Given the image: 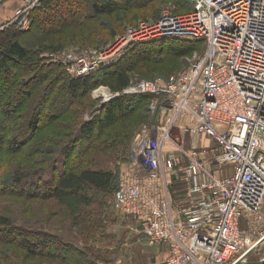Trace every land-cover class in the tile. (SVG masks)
Instances as JSON below:
<instances>
[{"label":"built area","instance_id":"1","mask_svg":"<svg viewBox=\"0 0 264 264\" xmlns=\"http://www.w3.org/2000/svg\"><path fill=\"white\" fill-rule=\"evenodd\" d=\"M189 1L190 11L131 27L113 48L58 60L83 76L131 45L176 36L205 43L178 73L118 91L100 85L96 95L100 106L152 95L155 124L134 143L141 168L119 183L117 210L136 219L151 244L167 247L161 264H233L264 244V0ZM41 2L21 0L0 28L25 29Z\"/></svg>","mask_w":264,"mask_h":264},{"label":"rangeland","instance_id":"2","mask_svg":"<svg viewBox=\"0 0 264 264\" xmlns=\"http://www.w3.org/2000/svg\"><path fill=\"white\" fill-rule=\"evenodd\" d=\"M64 2L67 3V0H64ZM70 3L72 7L69 6L67 18H64L65 21H63L64 19L55 18L49 23L34 25L31 30L21 34V37L22 41H31V45H34L37 49L41 48L40 45L53 43L55 46L41 51L42 56L45 57L44 61L54 63L62 69L64 67L68 74L75 76L78 75L71 72L75 68L73 63L58 60L63 54H93L113 48L117 40L125 35L129 28H137L142 22L156 23L166 11L177 15L183 14L189 11L192 6L189 0H135L132 6L121 4L111 15H96L92 13L93 15L89 16L88 10L85 8L86 6L89 9L86 2L80 3L78 0H71ZM2 7L4 8V4ZM33 10L30 14H32ZM0 12L5 15L0 16V24L6 23L14 15L10 9ZM34 13L38 14L36 10ZM82 14L86 18L81 19V22L77 23L75 17L79 18ZM66 22L77 24L63 25ZM53 24H55L54 29L47 26H53ZM31 25L32 18L29 25L23 30L30 29ZM61 25L63 27L57 32H47V28L53 31L57 26ZM114 28L116 29L115 31H113ZM113 32L117 33L113 34ZM40 36L43 38H40ZM161 40L162 42L158 41L162 45L153 48L152 58H145L144 53L145 49L151 47L155 42H151L152 44H148V42L142 46L140 44L131 45V48L126 49V54L133 49L129 55H132V60L137 61L133 66V70L130 71V85L132 82L142 79H165L172 74L178 73L189 67L198 56H201L206 47L204 42H196L197 40L187 37L176 36ZM167 41L170 42L165 43ZM171 41H176L177 43H172ZM174 44H177V46L192 45L193 49L188 54L180 56L169 49ZM127 64L133 65L129 62ZM100 67L98 65L86 74L90 72L96 73ZM3 82L5 80H1L0 83ZM100 85L108 86L104 83L95 85L86 94L77 96L74 103L70 105L79 106L82 101L83 103L91 104L85 107L80 117H76L77 123L86 121L92 117V113L95 111L98 113L99 108L102 110L104 104L108 103L104 102L100 106L101 100L96 95L98 88L102 87ZM20 96V94L13 95L11 98L12 105L7 106L6 113L13 110V104L19 100ZM67 97H69L68 93L64 91V101ZM143 100L141 98L138 108L133 109L126 118L120 119L119 123L106 129L107 133L109 131L113 132L108 145L101 142L103 137H106V132L103 134L102 139L99 137L95 140L97 145L87 150L81 167L88 166L112 170L116 174L117 185L122 179L126 178V175L134 174L136 171L134 168L137 166L141 168L142 159L136 155L134 143L138 141L139 134L145 126L149 125L150 122L155 124L156 120L153 119L149 111L144 110L145 105H142L144 102L147 104L150 101ZM64 101L60 102L58 106H65ZM39 110L40 108H37V111ZM70 111L67 113L73 115ZM69 118L63 116L60 120ZM59 124L61 123L55 122V124L49 125V127L42 130L40 135L34 137L32 142L36 143L37 139H42L44 143L49 144L53 137L58 136L55 130H57ZM3 135H6L5 129L0 127V145L6 142L1 140ZM66 140L68 141L69 137ZM4 146H7V144ZM20 149L22 150L20 151ZM23 149L24 147L21 146L19 148L20 152L0 154V156L6 158L8 163H3L4 165L2 166L3 159L2 161L0 159V219L1 217L9 218L13 224V229L0 225V264H161V254L164 253L165 248L167 250V247L163 243L151 244L142 233L139 222L117 210L114 191L108 195L101 193V197L96 196L93 199V203L87 207L88 209L84 212L82 211L77 218L70 214L67 207L57 204L52 196H36L37 190L40 193L44 191L42 187L44 186L43 181L49 183V176L54 178L59 174L55 171L62 168L63 158L59 160L56 169L51 170L48 174L44 173L40 178L38 177L39 175L28 176L26 175L27 170H35L45 160L41 161L43 155L38 154L35 156L34 161H30V157L27 158L25 155H21L23 154ZM48 155L46 154L45 157ZM42 170L43 168L37 169L39 174H41L40 171ZM22 177L25 179L23 178L19 182L18 179ZM24 236H27L26 240L31 245L36 246L50 241V246L45 248V252L58 253L65 255L67 258L61 260L59 257L53 258L45 254L33 256L34 250H30V247L29 249L25 248V246H21L14 240V238L19 240L24 238ZM5 238L6 240H4ZM61 242L73 244L74 250L71 248L67 249L68 247ZM75 249L77 252H75ZM259 249L261 251L254 256L255 251ZM81 250L84 251L83 254L80 252ZM263 254L264 244L255 249L248 256V259L249 257L257 259Z\"/></svg>","mask_w":264,"mask_h":264},{"label":"trees","instance_id":"3","mask_svg":"<svg viewBox=\"0 0 264 264\" xmlns=\"http://www.w3.org/2000/svg\"><path fill=\"white\" fill-rule=\"evenodd\" d=\"M78 1L80 3H87L89 9L86 6L85 8L88 10L87 13L89 16H92V13L96 15H111L121 4L132 6L135 3V0ZM70 2L71 0H67V3H65L64 0H42L41 4L36 7L31 14L32 25L30 29L21 30L17 29L14 25H7L3 29H0V82L1 80H5V82L0 83V127H3L6 132V135H3L1 140H5V144H7V146H4L5 144L0 145V147H2V149H0V154L5 155L18 152L19 148L22 146L24 149L21 155H25L27 158L30 157V161H34L35 156L38 154L43 155L41 161H45L41 163L42 165L36 167L35 170L29 169L26 173L28 176L39 175V178L44 173L48 174L51 170L56 169L59 160L63 158L62 168L55 171L59 174L54 178L48 175L49 183L43 181L44 186L42 187L44 191L40 193L38 192L39 190H37L36 196H52L57 204L67 207L70 214L73 215L74 218H77L82 211L84 212L88 209L87 207L93 203V199L96 196L101 197V193L108 195L113 191L115 194L119 185L116 183V174L112 170L88 166L81 167L87 150L97 145L95 140L99 137L102 139L103 134H105V132L107 133L106 129L116 125L120 122V119L126 118L133 109L138 108L137 106L141 98L142 100L144 99L143 101H151L152 95L124 94L104 104L102 110L86 121L77 123L76 117H80L85 107L91 105L86 102L83 103L82 101L79 106H70L74 103L77 96L86 94L93 86L100 83L108 85L114 91L126 88L131 82L130 71L133 70V66L137 61L132 60V55H129L133 51V49H131L127 54L125 52L123 56L118 58L116 62L101 66L96 73L90 72L83 76H75L68 74L64 67L62 69L54 63L44 61L45 57L42 56L41 51L55 46L53 43L40 45L41 48L37 49L34 45H31V41H22L21 34L31 30L34 25L38 26L49 23V21L55 18L66 19L69 6L72 7ZM82 7L84 6L82 5ZM35 10L38 14L34 13ZM83 18H86L84 14L79 18L75 17V20L78 23L79 21L81 22ZM65 19L63 21H65ZM74 24L66 22L63 25L67 26ZM54 25L55 24H53V26H47L54 29ZM63 25L57 26L53 31L47 28V32H57ZM115 30L114 28L113 31ZM116 33L117 32H113V34ZM40 38L43 37L40 36ZM156 41L158 40L140 44V46H142L146 45L145 43H158H154L151 46L152 48L148 47L145 49V58H152V53L154 52L153 48L162 45V43H160L162 42L161 39H159L160 42ZM169 42L170 41H167L165 43ZM171 42L175 43L176 41ZM196 42L203 43L202 40H197ZM169 49L173 53L181 56L192 51L193 46L188 44L177 46V44H174L169 47ZM153 59L155 58L153 57ZM128 62L133 65L127 64ZM64 91H66L69 96L65 101L63 99ZM17 94L21 95L19 100L13 104V110L6 113L7 106L12 105L11 98L13 95ZM62 101H64L65 106H58ZM142 105H145L144 110L150 113V103L146 104L144 102ZM37 108H40V110L37 111ZM69 111L73 115L68 114L67 112ZM63 116L70 118L60 120ZM55 122L61 123L58 125L59 127H57V130L54 129L58 136L53 137L49 144L44 143L42 139H37L36 143L32 142V140H34L33 138L40 135L43 129H46L49 125L55 124ZM111 135H113V132L109 131L101 142L108 145ZM67 137H69V140H66V142L65 139ZM21 150L22 149H20V151ZM46 154L49 155L45 157ZM0 159L1 161L3 159L2 166L7 163L4 156H0ZM38 168H43V170L40 171L41 174L37 171ZM23 178L24 177L18 179V181L20 182ZM0 225L13 229L12 220L6 217H1ZM9 235L11 234L9 233ZM26 237L27 236H24V238L19 240L14 238V240L21 246H25V248L28 249L30 247V250H34L33 256L45 254L53 258L59 257L61 260L67 258L65 255H60L58 253L45 252V248H49L50 246V241L43 242L41 245L38 244L36 246L31 245V243L26 240ZM2 238H4V236H2ZM4 240H6V238ZM61 243L68 247L67 249L71 248L74 250L73 244L69 242ZM38 247H40V249H38ZM260 251L261 249L255 251L254 256ZM75 252H77L76 249ZM80 252H82V254L84 253L82 250ZM263 255H260L257 259L255 257H249V260L252 262L260 260ZM250 264L256 263L253 262Z\"/></svg>","mask_w":264,"mask_h":264},{"label":"crops","instance_id":"4","mask_svg":"<svg viewBox=\"0 0 264 264\" xmlns=\"http://www.w3.org/2000/svg\"><path fill=\"white\" fill-rule=\"evenodd\" d=\"M20 4H21V0H7L4 3V8L1 7L0 11H5V10L7 11L10 9V11L12 10V12L15 13V10L20 6ZM0 16H5V15L3 12H0ZM166 253H167V250L165 248L164 253L161 254V259H162L161 261H163V258L165 257Z\"/></svg>","mask_w":264,"mask_h":264},{"label":"water","instance_id":"5","mask_svg":"<svg viewBox=\"0 0 264 264\" xmlns=\"http://www.w3.org/2000/svg\"><path fill=\"white\" fill-rule=\"evenodd\" d=\"M264 241V239L262 240V242ZM255 249H257V247H252L249 251H248V253L243 257V258H241V259H239V260H237L235 263H233V264H250V263H256V264H264V256H263V258L262 259H260V260H258V261H250L249 259H248V256L252 253V252H254V250Z\"/></svg>","mask_w":264,"mask_h":264}]
</instances>
